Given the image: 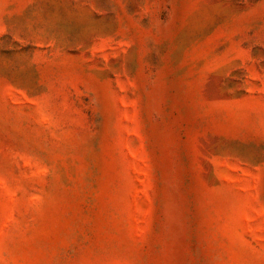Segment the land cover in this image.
Returning <instances> with one entry per match:
<instances>
[{
	"label": "rangeland",
	"instance_id": "1",
	"mask_svg": "<svg viewBox=\"0 0 264 264\" xmlns=\"http://www.w3.org/2000/svg\"><path fill=\"white\" fill-rule=\"evenodd\" d=\"M0 264H264V0H0Z\"/></svg>",
	"mask_w": 264,
	"mask_h": 264
}]
</instances>
